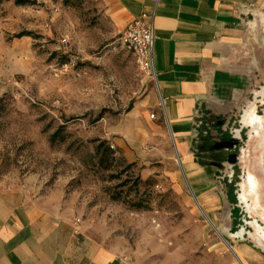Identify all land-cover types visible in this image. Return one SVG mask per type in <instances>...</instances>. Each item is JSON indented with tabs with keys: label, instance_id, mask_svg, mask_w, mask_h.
Masks as SVG:
<instances>
[{
	"label": "rangeland",
	"instance_id": "1",
	"mask_svg": "<svg viewBox=\"0 0 264 264\" xmlns=\"http://www.w3.org/2000/svg\"><path fill=\"white\" fill-rule=\"evenodd\" d=\"M33 1L0 2V187L19 189L89 242L136 264H240L227 244L264 253L237 200L241 149L251 132L241 117L251 103L264 115V6L232 32L240 36L247 92L230 115L216 108L211 122L197 127L198 139L192 134L203 163L190 177L175 160L164 113L151 120L147 111L143 121L134 110L153 84L116 45L118 27L100 0ZM227 136L241 137L231 167L227 151L211 147ZM203 138L210 148L196 151ZM256 141L246 162L264 198V147ZM106 145L113 156L101 163ZM241 227L242 236L231 235Z\"/></svg>",
	"mask_w": 264,
	"mask_h": 264
},
{
	"label": "crops",
	"instance_id": "2",
	"mask_svg": "<svg viewBox=\"0 0 264 264\" xmlns=\"http://www.w3.org/2000/svg\"><path fill=\"white\" fill-rule=\"evenodd\" d=\"M120 31L143 11H154L152 48L156 85L146 84L134 110L170 128L177 159L194 177L202 168L192 150L197 121H210L216 108L230 115L244 100L247 72L237 59L233 34L264 0H100ZM200 181L193 182L194 184ZM235 252V251H234ZM237 252V253H236ZM240 264H264V253L239 245ZM0 264H136L127 256L89 242L64 218L28 201L19 189L0 187Z\"/></svg>",
	"mask_w": 264,
	"mask_h": 264
},
{
	"label": "bare ground",
	"instance_id": "3",
	"mask_svg": "<svg viewBox=\"0 0 264 264\" xmlns=\"http://www.w3.org/2000/svg\"><path fill=\"white\" fill-rule=\"evenodd\" d=\"M264 96V87L259 92ZM243 125L251 127V132L248 137V145L246 148H242V154L240 160L243 167L242 181L239 182L240 190L238 192V199L241 204L244 205L246 212L248 213L250 220L247 222L253 227V231H249L248 234L253 238L258 245L264 247V201L263 194L260 190L261 182L253 172L250 165L247 164V153L249 150L250 141L257 139L256 146L264 147V115H259L256 112L254 103L248 105L242 114ZM175 151L177 147L175 146ZM176 162L181 165V160L175 157ZM262 167L264 165V157L260 159ZM258 217V218H257ZM261 221V223H259ZM244 229L241 227L234 233L233 236H242Z\"/></svg>",
	"mask_w": 264,
	"mask_h": 264
},
{
	"label": "built area",
	"instance_id": "4",
	"mask_svg": "<svg viewBox=\"0 0 264 264\" xmlns=\"http://www.w3.org/2000/svg\"><path fill=\"white\" fill-rule=\"evenodd\" d=\"M154 11H143L132 19L128 20L123 28L119 31L116 38V45L128 51L133 56L139 69L145 76L156 85V72L153 67V42H154V27H153ZM153 113L150 114L152 118ZM197 121L193 137L198 136L197 127L202 121V114L196 112ZM211 121H208V123ZM206 123V122H205ZM196 139H198L196 137ZM197 151V149H196Z\"/></svg>",
	"mask_w": 264,
	"mask_h": 264
},
{
	"label": "trees",
	"instance_id": "5",
	"mask_svg": "<svg viewBox=\"0 0 264 264\" xmlns=\"http://www.w3.org/2000/svg\"><path fill=\"white\" fill-rule=\"evenodd\" d=\"M3 1V0H0V2ZM34 1L33 0H14V3L15 4H18V5H28V4H32ZM22 34H25V33H19L18 35H16L17 37L21 36ZM211 121V120H210ZM206 125H208V121L205 123ZM205 142H206V139L203 138L201 141L198 142V144L196 145V149L197 151L199 150H207L209 149V144L205 145ZM103 141H99L98 144L96 145V152L100 153L101 150H102V146H103ZM208 146V147H207ZM103 152L104 154L106 155V157H104V155L102 157H100L99 161L101 163L105 162V160H109L111 159L113 156V151L106 145L103 147ZM203 163L202 161L200 162V164ZM234 227H232L231 229H233Z\"/></svg>",
	"mask_w": 264,
	"mask_h": 264
},
{
	"label": "flooded vegetation",
	"instance_id": "6",
	"mask_svg": "<svg viewBox=\"0 0 264 264\" xmlns=\"http://www.w3.org/2000/svg\"><path fill=\"white\" fill-rule=\"evenodd\" d=\"M239 136L238 137L227 136V137H224L223 140H222V141H225V142H228V141L229 142L230 141L233 142L232 147H230V148H225L224 147V149L227 151L226 156H225V160H226V162L228 163V165L230 167L235 165V164H237V162H238V157H239V152H240L239 146H240V142H241V137H239ZM198 142H197V144H198ZM230 154H235L236 155V160L233 163H229L228 160H227ZM210 156L211 157H215L216 155H214V153H211ZM229 182H231V180H229Z\"/></svg>",
	"mask_w": 264,
	"mask_h": 264
},
{
	"label": "water",
	"instance_id": "7",
	"mask_svg": "<svg viewBox=\"0 0 264 264\" xmlns=\"http://www.w3.org/2000/svg\"><path fill=\"white\" fill-rule=\"evenodd\" d=\"M232 145H233V142H225V141H217V142H215V143H213V145L211 146L212 148H216V149H219V148H230V147H232ZM228 162L229 163H233V162H235V160H236V155L235 154H230L229 155V157H228ZM237 200H238V202H239V199H238V197H237ZM197 204H198V202H197ZM209 221V220H208ZM210 223V222H209ZM222 239L224 240V238L222 237ZM225 242H226V240H224ZM227 247H228V249L235 255V257L238 259V257H237V255H236V253L234 252V250L232 249V247L230 246V245H228L227 244ZM239 260V259H238Z\"/></svg>",
	"mask_w": 264,
	"mask_h": 264
}]
</instances>
